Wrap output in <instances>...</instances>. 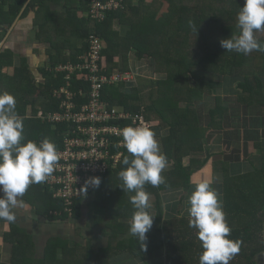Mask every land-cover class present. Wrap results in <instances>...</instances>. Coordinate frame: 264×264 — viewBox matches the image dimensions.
<instances>
[{"label": "trees", "instance_id": "trees-1", "mask_svg": "<svg viewBox=\"0 0 264 264\" xmlns=\"http://www.w3.org/2000/svg\"><path fill=\"white\" fill-rule=\"evenodd\" d=\"M26 1H14L6 14L0 11V17H7L6 22L11 23ZM59 1L62 0H30L28 7L39 5L41 11L48 2ZM89 1L80 0V13L87 11ZM123 3L124 10L108 13L101 23H92L83 17L72 21L76 27L68 33L64 28L58 29L56 40L49 39L55 51L49 66L54 70L61 63H78V57L88 50V38L92 33L102 40V55L110 71L133 74L135 68L131 55L136 61L146 58L150 61L152 74L149 82L122 81L106 86L102 92L103 100L111 106L121 107L132 114L143 112L147 121L157 123L152 131L155 134L160 132L158 143L167 157L168 166L161 173L164 183L155 187L145 185L146 193L155 196L156 211L155 227L146 234L147 249L142 250L138 240L128 234L129 224L118 222L119 217L133 216L135 211L130 202L134 193L121 188L118 173L125 167L121 160L116 168L102 176L97 188L84 199L75 201L70 218L63 212L61 202L54 199L44 186V192L34 204L37 215L45 220L66 222L81 216L82 203L86 200V225L91 229L97 227L96 232L101 240L104 239L105 245L96 249L90 241L76 242L56 235L47 241L43 257L32 258L29 255L33 252L31 236L12 222L8 223L10 230L4 234V241L11 245L10 264H151L147 261L160 255L164 257L161 262L154 260L153 264H199L196 256L202 251L201 242L196 244L191 238L186 239L192 235L184 216L178 227L176 217H163L160 194L187 191L191 176L206 165L210 157L206 133L219 126L227 112L223 98L218 94L223 86L222 77L230 79L234 90L240 93L236 97L238 103L258 106L264 115V50L244 55L224 50L220 44L222 39L239 33L237 17L244 0H123ZM68 11L75 17V10ZM114 22L127 28V32L122 35L114 31ZM190 22L197 31L190 27ZM255 37L264 46V31L256 32ZM78 40L80 44L76 47ZM73 44L68 54L60 55L61 47ZM46 74V82L38 88L17 77L6 92L14 96L16 112L23 118L25 141L22 142L35 140L39 144L45 138L53 139L58 150L63 127L40 124V120L36 122L26 117L29 105L34 113L37 107L44 112L58 109V100L52 97V92L64 84L63 74ZM155 74L157 76L152 78ZM75 78L73 76L72 84L86 90L88 83ZM208 96L214 105L208 112L210 122L203 127L199 108ZM259 149L262 165L253 170L256 175L242 177L246 180V191H228L229 194L225 192L224 195L227 200L236 198L226 204L224 213L231 229L228 238L240 242V251L229 264H254L253 256L260 252L255 245L264 223V148ZM202 153H205L204 158L200 157ZM124 155H129L127 150ZM185 159H188L187 165ZM101 209L104 214L97 217L94 213ZM52 211L60 212V215H50Z\"/></svg>", "mask_w": 264, "mask_h": 264}, {"label": "crops", "instance_id": "crops-1", "mask_svg": "<svg viewBox=\"0 0 264 264\" xmlns=\"http://www.w3.org/2000/svg\"><path fill=\"white\" fill-rule=\"evenodd\" d=\"M29 1L30 0H27L24 5L19 8L18 14L11 23L6 22L7 17H0V91L6 92L9 88H12L10 84L13 83L17 77H19L22 82H30L33 87L38 88L46 82V73L55 75L54 70L49 66L50 58L55 54L54 48H51L49 39L56 40V31L60 28H64L68 33L70 29L76 27L72 24V21L76 22V20L86 17L87 13V11L80 13V0H62L61 2L59 1L60 3L48 2L43 6L41 11L38 9L39 5L33 8L28 7ZM13 4H15V2H7L3 6H0L1 13L6 14ZM72 9L75 10V17L68 11ZM164 10L165 7L162 9V12ZM160 16L161 14L159 18ZM113 28L114 31L122 35L127 32V28L120 26V24L116 22H114ZM79 44L80 42L78 40L75 44L76 47H79ZM73 46L74 44L70 47H61L60 55H65V52L68 54L70 48H73ZM130 59L134 63L135 68V64L138 61L136 62V60H133L132 55ZM115 61H118V57L115 58ZM18 82H20L19 79ZM221 82L223 86L218 90V94L223 98L227 112L222 118L221 124L219 123V126H216L206 133V146L210 153L206 165L191 176V186L187 191H168L161 192L160 194L163 217H176L175 225L177 227L183 216L186 221H189L188 197L197 183L207 179L213 180L212 187L218 192L224 211L226 204L236 199L229 198V200H227L224 197L225 192L241 193L240 191H246L247 187L246 180L243 179L244 175H256L253 170L255 168H260L262 165L260 160L261 150L259 148H264V115L261 113L258 106H247L237 102L236 97L240 93L234 90V86H232L230 79L226 80L222 77ZM210 97L211 96L206 97L205 102L199 108V120L203 127H206L210 122L208 112L214 105V101L210 99ZM39 110L42 109L37 107L34 113L32 106H27L26 117L32 115L31 118L36 122L39 121V119L36 118V114ZM159 134L160 132L155 136L157 141ZM200 157L204 158L205 153L200 154ZM187 163L188 159H185L184 164L187 165ZM231 179L233 182L230 181ZM236 184H238V188ZM28 189V192L20 198L23 203L14 208L13 211L16 216L14 225L22 228L31 236L33 252L29 253V255H31L32 258L34 256L37 258L43 257L44 247L47 241L56 236V228H60V226L63 225L67 227L66 225H68V223H74L79 219L83 222L82 226L86 227L89 233H92L89 234L90 238L86 239V237L83 236L80 242H82L83 239L84 241H90L92 243H94V239L97 240V243L104 242V239L101 240L99 234H97L96 226H93L91 229L86 225L88 222V202H86V200H83L82 213L78 219L66 222H50L37 215L34 205L40 198V194L44 192L43 186L38 187L36 184H32ZM149 204L151 207L147 211L154 215V222L156 218L155 196L152 194H149ZM94 214H97V217L103 216V209ZM131 218L132 216L130 215L119 217L118 222L121 224H129ZM152 227L155 226L152 224ZM76 229L78 228L76 227ZM190 229V234L192 236H187L186 239L189 240L191 238V240H194V242L198 244L200 241L196 235V230L193 228ZM9 230L10 227L8 222H0V264H10L12 256L11 245L4 241V234ZM67 235L68 234H65V236L60 237L76 241ZM255 248L260 252L253 256L254 264H264V223L261 226L259 241L256 243ZM198 257L199 256H196V258ZM163 258V255H160L156 259L154 258L147 262L153 264L154 260L161 262Z\"/></svg>", "mask_w": 264, "mask_h": 264}, {"label": "clouds", "instance_id": "clouds-1", "mask_svg": "<svg viewBox=\"0 0 264 264\" xmlns=\"http://www.w3.org/2000/svg\"><path fill=\"white\" fill-rule=\"evenodd\" d=\"M190 27L197 29L190 22ZM239 33L222 39L221 47L247 55L264 50L255 33L264 31V0H244L237 17ZM23 118L16 112V100L7 92H0V220L12 223L16 216L14 208L21 205L28 187L44 182L54 171L58 161L56 146L45 138L39 144L25 141ZM155 133L146 127L126 126L121 130L122 143L129 155L122 159L123 167L118 173L121 188L132 192L130 202L135 209L129 221L128 234L135 237L142 250L147 249V233L152 228L154 215L147 210L149 195L145 185L164 183L161 175L168 166ZM131 157V159L129 158ZM100 179L93 177L85 182L98 187ZM213 180L197 183L188 197V226L196 230L202 251L199 264H229L240 251V242L229 239L228 226L218 192L212 187Z\"/></svg>", "mask_w": 264, "mask_h": 264}, {"label": "built area", "instance_id": "built-area-1", "mask_svg": "<svg viewBox=\"0 0 264 264\" xmlns=\"http://www.w3.org/2000/svg\"><path fill=\"white\" fill-rule=\"evenodd\" d=\"M14 1L17 0H0V6ZM124 8L123 0H90L86 18L92 23H101L108 13ZM88 46V50L78 57V63H61L54 69L63 74L65 80L52 92V97L58 100V109L39 110L36 114L43 123L63 127L58 161L42 184L61 202L63 212L69 218L75 201L84 199L97 188L88 185L83 193L85 182L93 177L101 180L108 170L121 162L126 152L121 130L126 126L152 130L154 125L145 119L143 112L132 114L103 100L102 92L106 86L134 79L130 73L120 74L106 68L102 40L97 34L89 36ZM73 76L87 82V89L75 87L71 82ZM50 215H60V212L52 211Z\"/></svg>", "mask_w": 264, "mask_h": 264}, {"label": "rangeland", "instance_id": "rangeland-1", "mask_svg": "<svg viewBox=\"0 0 264 264\" xmlns=\"http://www.w3.org/2000/svg\"><path fill=\"white\" fill-rule=\"evenodd\" d=\"M130 74H132V73H130ZM151 74H152V69H151L150 61L147 58L145 60H142V62L138 61L135 64V72L132 74L133 79H134L133 81L140 80V82L143 83V84L147 83V82H149V79L151 78ZM138 76H139V79L137 78ZM156 76L157 75L155 74V76H153L152 78H155ZM28 117H32V115L31 116L28 115ZM154 124H157V123H154ZM41 184L42 183H39V184H36V185L38 187H41V186H43V184L42 185ZM82 224H83L82 220L79 219V220H76L74 223L73 222L72 223H68V225H66L67 227H65V225H63V226H60V228H56L55 233H56V235H59V236H65V234H68L67 236H69L70 238H73L74 240L80 242L82 240L83 236H85L86 239H87V238H90L89 234H92V233H89L87 231L86 227L82 226ZM79 226H81V227H79ZM76 227L78 229H76ZM83 241H84V239H83ZM84 242H86V241H84ZM93 242L94 243H92V242L91 243L93 244V246H95L96 249L100 245H102V246L105 245L104 242L97 243L96 239H94Z\"/></svg>", "mask_w": 264, "mask_h": 264}]
</instances>
